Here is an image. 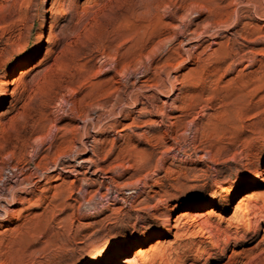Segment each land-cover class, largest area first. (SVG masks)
<instances>
[{
  "label": "rangeland",
  "instance_id": "374dc122",
  "mask_svg": "<svg viewBox=\"0 0 264 264\" xmlns=\"http://www.w3.org/2000/svg\"><path fill=\"white\" fill-rule=\"evenodd\" d=\"M0 264H264V0H0Z\"/></svg>",
  "mask_w": 264,
  "mask_h": 264
},
{
  "label": "bare ground",
  "instance_id": "6f19581e",
  "mask_svg": "<svg viewBox=\"0 0 264 264\" xmlns=\"http://www.w3.org/2000/svg\"><path fill=\"white\" fill-rule=\"evenodd\" d=\"M182 25V24H181ZM183 26V25H182ZM147 69V68H146ZM143 78V77H142ZM142 81V80H141ZM148 83V82H147ZM141 87V86H140ZM155 87V86H154ZM145 88V87H144ZM157 90V89H156ZM114 106V105H113ZM112 108V107H111ZM114 108V107H113ZM112 108V109H113ZM95 131V130H94ZM86 133V132H85ZM85 141V140H84ZM57 159V158H56ZM90 162H91V159H89V158H82V159H80V160H78V162L77 163H89V165H90ZM58 165H57V162H54V164H53V168H51V170L50 171H53V170H55V168L57 167ZM58 168V167H57ZM60 170L61 169H63V168H59ZM65 171V170H64ZM17 177H16V175L15 176H13V177H11V178H9V180L10 181H15V180H17L16 179ZM33 190V189H32ZM231 190H232V184L231 183H229L228 185H227V187L224 189V194H227V193H229V192H231ZM27 192H31L30 191V189L27 191ZM33 192V191H32ZM121 199V198H120ZM13 197L11 196L10 197V202H7V204L8 205H10L12 202H13ZM122 200V199H121ZM124 200V199H123ZM124 202V201H123ZM254 232H255V230H254Z\"/></svg>",
  "mask_w": 264,
  "mask_h": 264
}]
</instances>
